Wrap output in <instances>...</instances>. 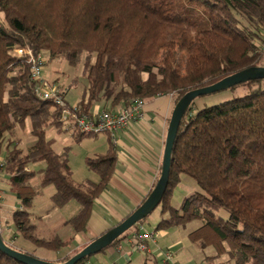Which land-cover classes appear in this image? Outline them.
Wrapping results in <instances>:
<instances>
[{
    "label": "trees",
    "instance_id": "16d2710c",
    "mask_svg": "<svg viewBox=\"0 0 264 264\" xmlns=\"http://www.w3.org/2000/svg\"><path fill=\"white\" fill-rule=\"evenodd\" d=\"M184 1L188 7L202 8L204 17H190L183 0H0V157L6 160L9 188L20 204L12 213V224L36 247L58 251L73 240L38 235L30 208L42 187L54 186L52 207L78 203L66 223L75 233L83 232L93 202L108 185L116 153L109 137L107 151L85 157L99 179H73L67 150L56 152L53 140L45 136L47 127L67 131L61 109L35 93L26 56L14 50L47 51L73 66L88 54L82 61L86 85L76 103L82 112H91L97 101L114 110L132 97L145 101L168 93L175 104L190 89L259 65L264 55V0ZM243 83L255 86L242 97L186 109L174 139L155 229L198 221L187 234L199 248L213 247L215 257L227 253L234 264H264V78ZM26 122L34 141L23 148L17 129ZM72 132L76 140L90 135ZM40 161V170L29 167ZM181 174L200 189L173 206ZM35 175L37 187L31 184ZM216 208L228 216L218 215ZM90 256L75 264H91ZM0 264L24 263L0 251ZM153 264L166 262L154 258Z\"/></svg>",
    "mask_w": 264,
    "mask_h": 264
},
{
    "label": "crops",
    "instance_id": "0c3cea01",
    "mask_svg": "<svg viewBox=\"0 0 264 264\" xmlns=\"http://www.w3.org/2000/svg\"><path fill=\"white\" fill-rule=\"evenodd\" d=\"M173 106V98L168 94L156 95L149 98L144 101L142 116L139 120L131 126L116 132L114 140H111L116 153L115 166L107 187L93 202L86 230L75 233L72 227V230L71 228H66L68 234L72 233L69 237L73 238L72 242L58 251L49 249V256L46 257V260L57 261L58 257L69 255L75 249L79 250L95 236H98L121 221L144 200L160 174L164 141ZM103 107L104 102L100 101L94 105L95 109L91 106L90 110L97 112L103 109ZM120 107L121 105L115 107V109ZM72 135L74 139V132H72ZM104 135L106 139L105 151H107L109 148V136ZM33 141V139H30L29 142L33 143ZM43 165V162L40 161L33 163L29 167L34 169L36 166L37 169L34 170H40L43 168ZM178 184L174 188L172 197L175 196ZM43 188L45 187H42L41 194L43 193ZM54 190L50 192V196ZM0 192L1 235L6 237V239L3 238L10 246L15 245L17 246L16 249L22 248V251L28 252L26 250L33 249L35 245L19 235L12 224V213L20 208V204L15 193L9 188L8 173L6 171L0 173ZM33 200L35 201V199ZM66 204L61 207H52V204H50L46 209V213L53 211L55 208L60 209ZM31 212L34 218L36 216L35 211L32 210ZM41 214L38 216H41ZM160 217L161 215L154 217L152 220V229H154L153 231L156 236L154 241L147 242V252H140L141 255H139L130 242L126 238H123L116 245L108 246L104 251L98 252L100 256L96 257L95 260L98 262L96 264H153L154 258L162 259L163 254L167 251L172 254V259L178 264H209V261L206 259L209 254H205L202 250L200 252L195 243L193 245L187 239H184L178 230V226L156 230L155 227ZM67 219H61V224H68L66 223ZM35 225L38 230L37 223ZM55 235L61 237L58 233H55L53 236ZM43 237L46 238V236ZM90 263L93 264L92 262ZM217 264L223 263L219 260Z\"/></svg>",
    "mask_w": 264,
    "mask_h": 264
},
{
    "label": "rangeland",
    "instance_id": "374dc122",
    "mask_svg": "<svg viewBox=\"0 0 264 264\" xmlns=\"http://www.w3.org/2000/svg\"><path fill=\"white\" fill-rule=\"evenodd\" d=\"M184 9L187 10L188 15L190 17H195L196 15H202L204 17L205 11L202 8L196 6H187L185 1L183 0ZM45 57V63L41 70V75L48 81L56 83L64 92L65 99L67 103L72 106L75 105L82 97L84 87L86 85V81L84 76L82 75V61L88 54L83 53L81 56V61L76 65H70L65 58L61 57H51L48 55L47 51H41ZM91 61H94V53L89 57ZM264 55L261 56L259 60V65H264ZM143 78L146 77V74L142 75ZM255 85H250L248 83H239L229 88L221 89L218 91H214L208 94H204L201 96H197L193 99L191 103V107L193 111H196L200 108L214 105L226 100H230L237 97H242L247 94L251 87ZM172 93H168L171 96ZM172 97V96H171ZM97 102H94L92 108ZM95 109V108H94ZM64 127V126H63ZM17 136L20 137V146L26 148L30 145V139H33V136L29 132V123L26 122V125L23 128L17 129ZM46 138H50L53 140V149L57 152H61L63 150H67L68 153V162L72 167V177L75 181H82L84 179H91V180H98V175L89 167H87L85 163V157L94 155L97 152H104L106 149V139L103 133L97 134H90L87 136L81 137L79 140L73 139L72 130H57L53 127H47L45 132ZM67 139V140H65ZM34 169H37L35 166ZM5 171V170H3ZM31 184L34 187L38 186V176L35 175L32 180ZM47 186V187H46ZM43 188V193L37 194L34 199L35 201L32 204V208L30 211H35L36 216L33 218L34 222L37 223V233L40 236H46V238L52 237L55 233H58L62 238H69L72 233L68 234L66 228L69 229L71 226L69 224H61V219H67L78 209V203L76 201L71 200L67 203L64 207L60 209H54L49 213H46V209L51 204L50 199V192L54 190L52 184L46 185ZM200 188L191 177L186 174H181L180 182L176 189L175 196L172 197V205L179 206L183 197L186 195L198 191ZM161 208L160 206H156L144 219H142V224L149 230L150 232L153 231V218L159 217ZM215 212L226 218L228 216L227 212L223 208H216ZM41 216H38L40 215ZM46 213V214H45ZM45 214V215H44ZM161 218V217H160ZM160 220V219H159ZM198 225V221H189L184 226H178V230L180 234L183 235L184 239H187L188 242H193L188 237V231L193 229L195 226ZM72 230V228H71ZM1 233V232H0ZM2 236V235H1ZM6 239V237L3 235ZM3 238L4 241H6ZM126 238V237H125ZM123 240V239H122ZM90 242V241H89ZM6 244H8L6 242ZM9 245V244H8ZM86 245V244H85ZM194 245V244H193ZM10 246V245H9ZM16 247L15 245H12ZM11 246V247H12ZM196 246V245H195ZM19 247V246H18ZM197 247V246H196ZM21 249L22 248H18ZM17 249V250H18ZM27 249V248H23ZM197 249L201 252V250L205 254H209L210 262L212 264L219 263V260L222 261L223 264H234L233 261L229 258L227 253L222 254L220 256L215 257V249L213 247H205L203 249L197 247ZM75 249L69 256H72ZM80 250V249H79ZM25 253H29L35 257L41 258L46 260V257L49 256V249L42 248V247H33V249H27ZM24 252V251H22ZM139 255L140 252L136 251ZM97 256H100V253H95L90 256L89 261L93 264L98 263L95 259ZM174 260V259H172ZM227 262V263H226ZM229 262V263H228Z\"/></svg>",
    "mask_w": 264,
    "mask_h": 264
},
{
    "label": "water",
    "instance_id": "95a60500",
    "mask_svg": "<svg viewBox=\"0 0 264 264\" xmlns=\"http://www.w3.org/2000/svg\"><path fill=\"white\" fill-rule=\"evenodd\" d=\"M264 78V65L250 66L228 74L215 82L186 91L174 104L171 111L160 165V174L154 186L144 200L126 217L103 233L93 238L79 251L65 261H50L35 257L29 253L17 250L3 240L0 233V251L24 264H75L81 258L100 252L107 248L122 233L144 219L160 202L168 182V173L171 163V152L174 139L181 119L193 99L221 89L229 88L249 80Z\"/></svg>",
    "mask_w": 264,
    "mask_h": 264
},
{
    "label": "built area",
    "instance_id": "2783aa9c",
    "mask_svg": "<svg viewBox=\"0 0 264 264\" xmlns=\"http://www.w3.org/2000/svg\"><path fill=\"white\" fill-rule=\"evenodd\" d=\"M261 48L264 50V38H262ZM14 52L26 56L35 93L41 98L51 99L60 107V119L67 130L75 129L81 134L103 133L114 140V135L118 130L131 126L142 116L144 100L138 97H132L130 102L114 110L103 108L97 112L79 111L76 105L70 106L66 102L63 90L56 83L46 80L41 75L46 57L41 51L34 53L30 48L25 47L16 48ZM5 167L6 160L0 157V173L5 170ZM155 236L154 231L146 230L142 223L137 222L126 239L134 249L147 252V242L154 241ZM161 261L166 264H178L172 260V254L169 251L163 254Z\"/></svg>",
    "mask_w": 264,
    "mask_h": 264
}]
</instances>
